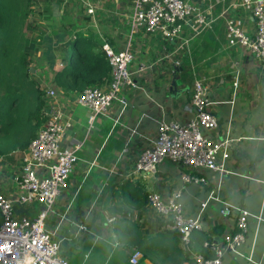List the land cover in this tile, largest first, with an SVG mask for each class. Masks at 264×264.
Wrapping results in <instances>:
<instances>
[{
	"label": "crops",
	"instance_id": "1",
	"mask_svg": "<svg viewBox=\"0 0 264 264\" xmlns=\"http://www.w3.org/2000/svg\"><path fill=\"white\" fill-rule=\"evenodd\" d=\"M47 1V12L39 2L35 7L38 19L34 16L32 21L41 27L35 32L42 38L36 53H42L54 68L61 62L52 51L68 39L52 32L60 23L56 10L61 6L63 13L68 2L78 11L83 0ZM89 1L100 11L94 14L96 31L85 36L99 33L103 44L115 51L129 47L134 57L130 71L139 88L126 89V105L114 102L90 128L87 110L76 104L78 96L60 93L53 77L42 78L45 88L58 94L55 107L72 124L61 146L69 150L80 146L75 150L76 167L46 219V229L60 245V255L70 264H87L98 247L90 264H123V258L129 261L137 247L126 246L135 235L141 245L138 250L146 254L140 264H188L195 255L212 257V250H203V243L221 246L223 236L234 231L241 208L249 214L246 241L236 251L226 252L222 262L264 264V63L240 47L230 48L225 37L227 19L251 35L250 15L237 8L240 0H186L206 15L212 27L185 28L182 39L165 40L142 30L131 33L126 20L129 3ZM40 11L44 17H39ZM139 68L143 72L136 73ZM173 80L176 91L170 87ZM197 80L206 87L208 108L218 121V127L205 136L234 142L228 159L217 156L228 173L198 169L189 174L205 179V184H188L181 180L185 169L168 161L158 165L154 174L134 173L137 157L154 143L160 122L186 124L193 118L191 96ZM1 160L0 190L14 199L18 191L10 179L21 170V153ZM176 191L181 192L184 213L201 226L190 235L189 251L142 197L155 192L167 199ZM226 205L231 212L222 216L220 210ZM38 208L16 204L14 212L18 217H34ZM79 225L86 229H78Z\"/></svg>",
	"mask_w": 264,
	"mask_h": 264
},
{
	"label": "built area",
	"instance_id": "2",
	"mask_svg": "<svg viewBox=\"0 0 264 264\" xmlns=\"http://www.w3.org/2000/svg\"><path fill=\"white\" fill-rule=\"evenodd\" d=\"M42 1L34 0L35 7ZM116 2L131 5L126 17L131 33L142 30L148 35H158L165 40H177L182 39L185 28L198 31L212 27L206 15L186 0ZM81 5L90 22L81 24L74 31V36H85L90 29H97L94 4L83 0ZM237 8L250 15L253 22L252 34H247L232 19H227V44L230 48L240 47L246 50L264 63V0H240ZM183 44H187V40ZM102 50L111 67L110 81L103 87L87 89L76 98V104L88 112L90 128L96 118L106 114L114 102L126 105L123 97L126 89L139 88L130 71L134 60L130 48L115 51L105 43ZM58 66L62 67V64ZM143 70L139 68L136 73ZM57 101L58 94L54 90H47L44 110L46 121L28 148L21 153V170L12 174L10 179L11 184L17 187V196L14 195V199H11L0 190V264H69L60 255V245L53 233L45 226L46 219L53 213L62 189L76 167L78 157L75 150L80 147L75 145L69 150L61 146L63 136L71 129L72 124L55 107ZM210 104L202 81L193 82V118L186 124L160 122L154 143L137 157L134 173L154 174L157 166L165 161L185 169L181 180L188 184H205V179L189 174L198 169H207L220 175L228 173L225 166L218 163L217 156L228 159L234 142L228 138L214 141L205 136V132L214 131L218 127L217 118L208 108ZM180 197V191L173 192L167 199L152 192L147 195V206L158 218L169 223V229L177 235L182 248L189 251L190 235L193 231L200 230L201 226L196 219L184 213ZM16 204L29 209L36 206L39 208L34 217H18L14 212ZM230 212L231 207L226 205L220 210V215L226 216ZM236 217L234 231L223 236L221 246L203 243L204 247L212 250V257L195 255L188 264H223L226 252H234L244 244L249 231V214L239 208ZM112 220L108 219V222ZM78 229L85 230L86 227L79 225ZM141 258L140 251L134 250L130 253L129 263L140 264Z\"/></svg>",
	"mask_w": 264,
	"mask_h": 264
},
{
	"label": "trees",
	"instance_id": "3",
	"mask_svg": "<svg viewBox=\"0 0 264 264\" xmlns=\"http://www.w3.org/2000/svg\"><path fill=\"white\" fill-rule=\"evenodd\" d=\"M46 2L49 3L47 0L42 1V8L45 6L47 12ZM104 7L110 6L104 3ZM69 10L72 11V7ZM96 11L99 13L100 10ZM35 14L34 0H0V159L25 151L46 121L44 110L47 89L29 60V55L40 48V44L30 40L29 36V32L38 31L39 25L32 21ZM74 14L75 18L64 15L58 28H53L52 32L67 36V41L71 37L74 44L83 45L85 49L68 54L66 41L54 48L52 56L60 59L62 67L55 71L52 81L60 93L79 96L87 89L107 85L111 78V67L102 50L103 39L99 33L93 34L92 38L90 35L74 36V31L81 24L90 22L82 5ZM41 16L44 17L40 11ZM89 31L93 33L96 29ZM31 69H34V73ZM127 185L134 187L129 183ZM147 195L142 196L146 198V205ZM132 238L133 235L129 239ZM136 242L134 235L126 246H137L135 250H138L141 245ZM207 249L203 248L205 251ZM141 254L142 260L145 259L146 254L143 251ZM122 263L130 264L128 258H123ZM170 264H178V261Z\"/></svg>",
	"mask_w": 264,
	"mask_h": 264
},
{
	"label": "rangeland",
	"instance_id": "4",
	"mask_svg": "<svg viewBox=\"0 0 264 264\" xmlns=\"http://www.w3.org/2000/svg\"><path fill=\"white\" fill-rule=\"evenodd\" d=\"M66 4L67 5L63 9L64 10L63 13H62V10H61L62 9L61 6H59V8L56 10L57 16H58L57 19H60L61 20L64 17V15H66V14H67V16L69 18H75L76 17V15L74 14V12H72L71 10H69V7H71L72 5L69 4L68 2H66ZM73 7H74V5L72 6V9L76 11V8H73ZM35 18L38 19V16H35ZM35 22L37 23V21H35ZM58 26H59V24H58ZM42 28L44 30L45 27L42 25ZM49 29H48L47 32H50ZM40 30H41V27L39 26L38 27V31H40ZM35 32H33V33L32 32H29L30 40L32 39V41H34L35 43H39V41L42 40V38H40L38 36L39 33H35ZM34 38L36 39V41H35ZM69 39L70 40L66 41L67 42V44H66V52L68 54H70L74 50H83V49H85V46H83V45H76V44H74L72 42V38L71 37H69ZM87 47H88V45H87ZM39 50H40V48H39ZM29 60L33 63L32 66L35 67V69H36L35 71H37V74L36 75L40 76L41 78H43L45 80H48L51 77H53L55 71L61 68L59 66L58 67H54V68L51 67L50 64H49V62H48V59L45 56L43 57L42 56V53H40L38 55H37V53H31L29 55ZM38 61H40V63H37ZM97 248L98 247H95V249L93 250V254L88 259L87 264H90L91 263V261L93 260L95 254L100 250V248H98V249ZM77 260L79 261L78 258H77ZM100 262H102V261H98V263H100Z\"/></svg>",
	"mask_w": 264,
	"mask_h": 264
},
{
	"label": "water",
	"instance_id": "5",
	"mask_svg": "<svg viewBox=\"0 0 264 264\" xmlns=\"http://www.w3.org/2000/svg\"><path fill=\"white\" fill-rule=\"evenodd\" d=\"M31 71L34 73V69H31ZM171 89L175 90L176 91V83L175 81L173 80L172 83H171Z\"/></svg>",
	"mask_w": 264,
	"mask_h": 264
}]
</instances>
